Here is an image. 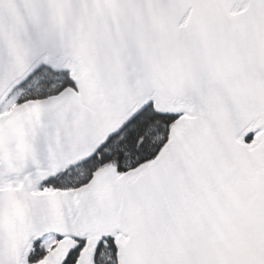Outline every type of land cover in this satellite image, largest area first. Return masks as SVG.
Segmentation results:
<instances>
[{"label": "snow or ice", "instance_id": "6c2138e0", "mask_svg": "<svg viewBox=\"0 0 264 264\" xmlns=\"http://www.w3.org/2000/svg\"><path fill=\"white\" fill-rule=\"evenodd\" d=\"M0 264H264V0H0Z\"/></svg>", "mask_w": 264, "mask_h": 264}]
</instances>
